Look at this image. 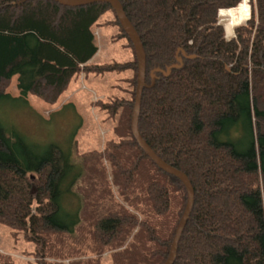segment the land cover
I'll return each mask as SVG.
<instances>
[{
	"label": "trees",
	"instance_id": "trees-1",
	"mask_svg": "<svg viewBox=\"0 0 264 264\" xmlns=\"http://www.w3.org/2000/svg\"><path fill=\"white\" fill-rule=\"evenodd\" d=\"M242 1L119 0L146 53L140 134L188 176L195 191L174 264H264V0H252L251 18L234 36L220 23L221 10ZM111 8L99 1L70 7L53 0H0V105L14 99L7 88L16 75L22 97L52 104L76 73L132 69L130 98L117 102L120 143L104 154L112 157L113 179L143 219L109 206L106 191L103 204L92 208L96 202L86 197L87 189L86 206L69 214L64 198L83 167L77 172L59 147L39 148L0 121V221L24 231L45 258L49 236L78 230L84 214L89 229L101 230L82 242L85 250L98 256L112 251L114 264H164L187 190L156 166L132 133L137 59L89 64L98 53L92 28ZM94 166L85 162L84 172L96 171Z\"/></svg>",
	"mask_w": 264,
	"mask_h": 264
},
{
	"label": "rangeland",
	"instance_id": "rangeland-1",
	"mask_svg": "<svg viewBox=\"0 0 264 264\" xmlns=\"http://www.w3.org/2000/svg\"><path fill=\"white\" fill-rule=\"evenodd\" d=\"M252 3V0H243L241 3L248 8L246 21L223 16L228 10H221L220 23L226 28L229 37L234 36L238 25L247 23L251 18ZM240 15L241 12L236 10L234 17ZM92 29L96 35L98 53L89 62L90 65H109L135 60L134 48L128 38L123 36L112 8L99 17ZM133 76L132 69L122 72L113 70L105 74L76 73L59 100L52 104L32 94L27 98L22 97L18 89L17 75L9 82L7 93L14 99L0 105V121L9 129L16 128L30 144L39 148L46 149L52 145L59 147L65 154L70 155L77 172L83 167L79 181L64 198L63 206L69 214L73 215L78 208L85 207V198L88 196L96 202L91 204L92 208L100 207L106 191L109 206L125 207L143 219V215L127 202V198L120 191L113 179L112 157L104 154L109 145L120 143L115 133L117 115L121 111L117 102L130 98V79ZM85 162L87 166L94 163L96 171L84 172ZM96 172L101 174V179L96 176ZM89 190H92V193ZM89 211L91 214L92 209ZM96 212L98 213V210ZM85 217L86 215L82 214V223L78 230L49 236L51 245L43 252L45 258L40 257V245L28 240L24 231L15 230L0 221V264H114L112 251L98 256L82 246L89 234H101V230H97L96 226L93 228V225H90L91 228H88ZM101 219L99 221L105 220L104 217ZM123 248L125 247L116 248L114 252H120Z\"/></svg>",
	"mask_w": 264,
	"mask_h": 264
},
{
	"label": "water",
	"instance_id": "water-1",
	"mask_svg": "<svg viewBox=\"0 0 264 264\" xmlns=\"http://www.w3.org/2000/svg\"><path fill=\"white\" fill-rule=\"evenodd\" d=\"M56 2L61 3L64 6L70 7H80L85 6V4H93L99 2L108 3L112 6L113 10L115 11L117 18L119 20L120 25L122 26L123 30H125L128 40L134 46L136 59L138 62V81H137V89H136V97H135V106L132 115V133L139 145V147L145 152V154L156 164L158 168L161 170L179 178L185 185L187 190V205L185 208L184 213H182L181 221L178 225L176 230V234L172 243L170 255L167 261L164 264H174L177 256L178 245L181 239V236L184 232V229L187 225V222L192 214L194 203H195V191L194 187L189 180L188 176L184 174L181 170L171 166L166 163L162 158H160L154 150L148 145V143L143 140L142 135L139 131V118H140V111H141V101H142V94L143 89L146 86L145 79H146V53L144 52V46L142 44L141 38L138 34V31L134 28L131 24L127 16L125 15L124 8L122 7L119 0H53ZM34 193V190L31 191V194Z\"/></svg>",
	"mask_w": 264,
	"mask_h": 264
},
{
	"label": "bare ground",
	"instance_id": "bare-ground-1",
	"mask_svg": "<svg viewBox=\"0 0 264 264\" xmlns=\"http://www.w3.org/2000/svg\"><path fill=\"white\" fill-rule=\"evenodd\" d=\"M236 9V8H234ZM248 8L244 5V4H241L239 6V8H237L236 10H238L239 12H241V15L238 17H234V13L236 12V10H233V9H227L228 11H225L222 15L224 16H230L231 18L238 20V21H243V20H247L248 19ZM225 10V9H224ZM223 10V11H224ZM235 11V12H234ZM222 13V11L220 12V14Z\"/></svg>",
	"mask_w": 264,
	"mask_h": 264
}]
</instances>
